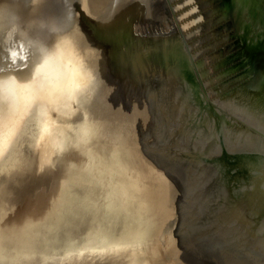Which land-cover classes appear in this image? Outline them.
<instances>
[{"label":"water","instance_id":"1","mask_svg":"<svg viewBox=\"0 0 264 264\" xmlns=\"http://www.w3.org/2000/svg\"><path fill=\"white\" fill-rule=\"evenodd\" d=\"M10 130L0 264H264V0H0Z\"/></svg>","mask_w":264,"mask_h":264},{"label":"bare ground","instance_id":"2","mask_svg":"<svg viewBox=\"0 0 264 264\" xmlns=\"http://www.w3.org/2000/svg\"><path fill=\"white\" fill-rule=\"evenodd\" d=\"M154 21H155V26H156V28H161V29H163V30H167V28H168V24L167 23H165L164 22V20L161 22L160 21V18H158V20H157V18H156V16H154ZM157 21V22H156ZM160 21V22H159ZM14 92L15 93H19L20 92V94L23 92V90H20V89H14ZM35 104V101H33L32 103H30V106H32V105H34ZM35 119L37 120V119H39V118H36L35 117ZM15 136V132L14 131H12V130H10L7 134H5L1 139H0V151H3V149L4 148H6L8 145H9V143L10 142H12L13 141V139L15 138L14 137Z\"/></svg>","mask_w":264,"mask_h":264},{"label":"snow or ice","instance_id":"3","mask_svg":"<svg viewBox=\"0 0 264 264\" xmlns=\"http://www.w3.org/2000/svg\"><path fill=\"white\" fill-rule=\"evenodd\" d=\"M47 62V61H46Z\"/></svg>","mask_w":264,"mask_h":264}]
</instances>
